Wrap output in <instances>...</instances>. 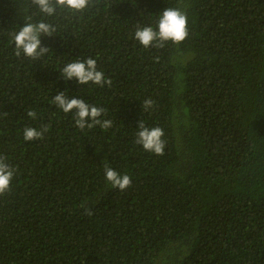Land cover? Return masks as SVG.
<instances>
[{
    "label": "trees",
    "instance_id": "trees-1",
    "mask_svg": "<svg viewBox=\"0 0 264 264\" xmlns=\"http://www.w3.org/2000/svg\"><path fill=\"white\" fill-rule=\"evenodd\" d=\"M166 7L186 13L188 36L145 49L136 26ZM29 17L55 28L38 60L10 35ZM86 58L110 86L62 78ZM60 91L112 126L76 127ZM140 121L163 129V155L135 143ZM26 126L48 131L25 141ZM0 156L15 169L0 264H264V0H92L52 16L0 0ZM105 163L131 186L113 188Z\"/></svg>",
    "mask_w": 264,
    "mask_h": 264
},
{
    "label": "clouds",
    "instance_id": "clouds-1",
    "mask_svg": "<svg viewBox=\"0 0 264 264\" xmlns=\"http://www.w3.org/2000/svg\"><path fill=\"white\" fill-rule=\"evenodd\" d=\"M92 0H30L41 13L46 16H52L56 13V9L64 8L73 12H82L89 7ZM25 22L19 28V31L10 33L12 41L15 45V55L20 57L21 54L32 60H38L40 57L48 53L50 50L41 45L40 37L53 36L55 28L53 25L39 21L36 23ZM188 18L184 11L177 7L164 8L156 21L155 28L151 25L142 26L139 23L136 26L133 38L139 42L145 49L163 48L166 42L180 43L188 36ZM60 75L65 81L75 80L79 85H85L89 82L101 87L110 86L112 81L105 78L102 71L97 70V62L93 58L83 60L76 59L67 63L60 70ZM66 91H60L52 98V103L61 109L64 113L73 112L75 126L83 130L91 129L94 126H100L106 130L112 126V121L101 119L105 114V109L86 103L81 98H69L65 94ZM151 99L143 101V108L150 109L154 105ZM27 116L33 120L37 118L35 110H28ZM139 131L136 134L135 143L141 145L145 151L152 152L156 155H163L165 141L163 129L160 127L148 128L140 121L138 123ZM48 131L46 126L37 130L34 127H25L23 130V138L25 141L43 139L44 133ZM6 157L0 156V195H4L9 191L10 183L15 174V169L8 165ZM104 174L106 180L113 188L123 191L132 184L131 178L127 174H119L116 170L104 165ZM86 215H92L90 209H85Z\"/></svg>",
    "mask_w": 264,
    "mask_h": 264
}]
</instances>
